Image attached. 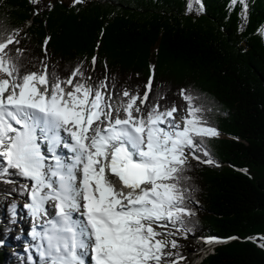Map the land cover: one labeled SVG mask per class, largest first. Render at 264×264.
Instances as JSON below:
<instances>
[{
	"label": "trees",
	"instance_id": "1",
	"mask_svg": "<svg viewBox=\"0 0 264 264\" xmlns=\"http://www.w3.org/2000/svg\"><path fill=\"white\" fill-rule=\"evenodd\" d=\"M188 3L0 0V32L20 30L19 44L6 51L18 57L22 73L41 69L43 61L49 73L66 79L83 61L85 76L92 77L88 83L107 77V92L115 98L126 100L124 90L142 97L150 76L149 102L158 101L161 109L171 108L181 89L197 97L224 137L205 141L218 166L188 158L184 183L195 215L188 218L193 233L186 239L227 240L198 264H264V0H244L246 9L239 0H196L191 12ZM11 179L0 183V264H33L32 255L8 244L19 237L13 233V205L27 195L21 186L28 181ZM168 239L181 246L167 249L183 257L178 264H192L193 248L184 236Z\"/></svg>",
	"mask_w": 264,
	"mask_h": 264
},
{
	"label": "snow or ice",
	"instance_id": "2",
	"mask_svg": "<svg viewBox=\"0 0 264 264\" xmlns=\"http://www.w3.org/2000/svg\"><path fill=\"white\" fill-rule=\"evenodd\" d=\"M259 31L264 35V26ZM19 32H0V183L30 181L21 186L28 195L23 207L39 230L33 226L28 233L36 243L26 251L34 247L39 264H178L180 253L166 249L181 247L168 237L193 233L188 218L195 213L184 183L188 154L218 166L205 141L220 132L204 106L181 89L187 102L181 123L175 104L161 110L158 101L149 102L151 76L142 97L124 90L126 101L113 104L108 78L88 83L83 61L66 79L49 73L43 61L41 69L22 73L18 57L6 51L19 44Z\"/></svg>",
	"mask_w": 264,
	"mask_h": 264
},
{
	"label": "rangeland",
	"instance_id": "3",
	"mask_svg": "<svg viewBox=\"0 0 264 264\" xmlns=\"http://www.w3.org/2000/svg\"><path fill=\"white\" fill-rule=\"evenodd\" d=\"M66 1H69L71 3L73 2V0H66ZM108 93L112 95V103L113 104H119L121 102V100H123L121 98H115V96L111 93L110 90H108ZM124 101H126V100H124ZM137 103H139V101H137ZM175 106L178 109V113L177 114H174V116H175V118L178 121H181L182 122L181 117L186 114L187 106L185 104V100L183 99V97L180 94L175 97ZM161 110H163V108ZM121 115H123V113H121ZM178 115H181V116L179 117ZM219 137H224V134H221L220 133ZM188 158H190L191 160H196V159H194L192 157L191 154H188ZM26 183H29L30 184V181L29 182L27 181ZM25 196L22 199H20L19 202L17 203L16 210H17V208H21L22 210H24V212L26 214H28V210L23 207V205L28 202V199ZM14 215H15V213H14ZM25 220H26V222L28 221L27 224L29 223L30 227L28 225L27 226L28 227V230H25L21 226L15 227V223H14L13 233L16 234V235H18L19 237L17 239L9 240L10 241L8 243L9 246L16 247L15 244L13 243L16 240L19 242V245H17V249H23L24 250V248H23L24 246H25V248H27V245H30V244H25L24 242H27V240H28L27 235L30 232V228H32L33 226H36L37 224L35 225L34 224V221H30L29 220V217L26 216V215H25ZM157 230L164 231V229H159V228ZM201 237L202 236H197V237H192V238L185 239V242L186 243H189V245L191 246V248H193V250L191 251V254H190V258H191L192 264H198L199 262L202 261V259L204 257H206L207 254L213 252V247L212 246L211 247L210 246H207L205 244L204 240L201 239ZM24 240H26V241H24ZM22 241H24V242H22ZM29 243H31V242H29ZM166 251H167V249H166ZM26 253L28 255L29 254L32 255V259L31 260L32 261H35L36 264H39V256H38V254L35 255V248L34 249H30V252L29 253L26 252ZM168 259H170V258H168Z\"/></svg>",
	"mask_w": 264,
	"mask_h": 264
},
{
	"label": "bare ground",
	"instance_id": "4",
	"mask_svg": "<svg viewBox=\"0 0 264 264\" xmlns=\"http://www.w3.org/2000/svg\"><path fill=\"white\" fill-rule=\"evenodd\" d=\"M14 213H15V216H14V220H15V227H17V226H21V227H23L25 230H28V224H27V222H26V220H25V215H26V213L24 212V210H22L21 208H17V210H16V208L14 209ZM36 227H39L38 225H36ZM33 228V227H32ZM32 228H30V231H31V229ZM27 238H28V240H27V242L29 241V242H31L32 244H34V241L31 239V237L29 236V234L27 235ZM26 238V239H27ZM26 241V240H25ZM31 243H28V244H30V245H32Z\"/></svg>",
	"mask_w": 264,
	"mask_h": 264
}]
</instances>
